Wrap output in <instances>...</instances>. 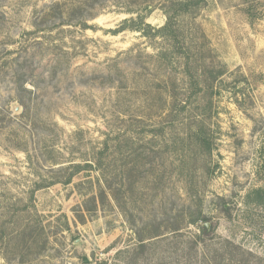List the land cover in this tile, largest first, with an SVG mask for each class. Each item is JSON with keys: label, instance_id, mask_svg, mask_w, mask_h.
<instances>
[{"label": "rangeland", "instance_id": "1", "mask_svg": "<svg viewBox=\"0 0 264 264\" xmlns=\"http://www.w3.org/2000/svg\"><path fill=\"white\" fill-rule=\"evenodd\" d=\"M224 239L264 258V0H0V264H199Z\"/></svg>", "mask_w": 264, "mask_h": 264}, {"label": "trees", "instance_id": "2", "mask_svg": "<svg viewBox=\"0 0 264 264\" xmlns=\"http://www.w3.org/2000/svg\"><path fill=\"white\" fill-rule=\"evenodd\" d=\"M185 6H188L189 4H191L192 0H182ZM181 2V1H180ZM172 16L170 15L169 11H166V21L165 23L161 26L158 27L156 29L157 32L162 33V34H171L172 33ZM81 27L83 28H87V25L85 22H82ZM139 28V27H136ZM85 167H90L91 165L89 163H85L84 165ZM82 165L76 163V164H71L70 165V170L68 172V174L66 175L65 179L63 180V183H69L72 180V177L78 173L81 169H83ZM101 190V189H99ZM101 193V192H100ZM205 220V219H204ZM192 224H196L197 219H192L190 221ZM173 233L178 234L177 236H179V227L178 226H173L170 228ZM201 234H197L194 235L193 237H191L188 241H187V246L185 249V254L188 253V255L192 254H196V246H197V239L201 237V235L209 233L211 231V229H209V227H206L205 225L200 226L199 227ZM161 232L157 231V229H155L152 233H150L148 235V237H154V236H158L160 235ZM144 235H138V241H139V246H144V243L142 242L144 240ZM222 244H227L228 246H234L233 248H236L240 251H238L240 253L239 259L237 260V264H248V260L247 258L244 257V254L246 253L247 255H253L254 254L250 251H246L241 249L240 247L236 246V245H232V242L229 241L228 239H224ZM227 246V247H228ZM226 247V245L223 246L222 248V253H218L216 250H214V252L212 251V249H209V251L205 252L203 251V254L201 256V260H199V264H222V262L228 258V248ZM256 256V255H255ZM256 259V261L252 264H264V258L262 257H254ZM190 264V262L188 263ZM195 264H198V262L195 261Z\"/></svg>", "mask_w": 264, "mask_h": 264}, {"label": "water", "instance_id": "3", "mask_svg": "<svg viewBox=\"0 0 264 264\" xmlns=\"http://www.w3.org/2000/svg\"><path fill=\"white\" fill-rule=\"evenodd\" d=\"M205 226H206V227H208V224H207V223H205Z\"/></svg>", "mask_w": 264, "mask_h": 264}]
</instances>
